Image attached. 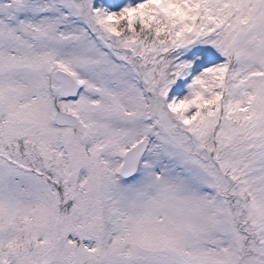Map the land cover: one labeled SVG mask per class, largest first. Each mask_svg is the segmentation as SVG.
<instances>
[{
  "label": "snow or ice",
  "instance_id": "obj_1",
  "mask_svg": "<svg viewBox=\"0 0 264 264\" xmlns=\"http://www.w3.org/2000/svg\"><path fill=\"white\" fill-rule=\"evenodd\" d=\"M0 264H264V0H0Z\"/></svg>",
  "mask_w": 264,
  "mask_h": 264
}]
</instances>
